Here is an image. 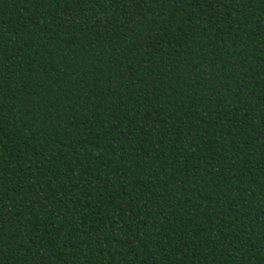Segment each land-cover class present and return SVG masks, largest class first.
I'll return each instance as SVG.
<instances>
[{"label": "trees", "instance_id": "obj_1", "mask_svg": "<svg viewBox=\"0 0 264 264\" xmlns=\"http://www.w3.org/2000/svg\"><path fill=\"white\" fill-rule=\"evenodd\" d=\"M0 264H264V0H0Z\"/></svg>", "mask_w": 264, "mask_h": 264}]
</instances>
